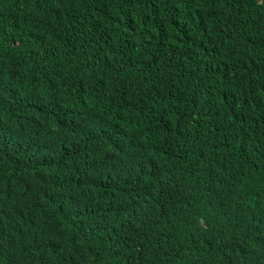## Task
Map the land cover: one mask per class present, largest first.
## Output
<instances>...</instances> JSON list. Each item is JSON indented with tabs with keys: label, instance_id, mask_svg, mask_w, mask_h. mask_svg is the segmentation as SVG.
<instances>
[{
	"label": "trees",
	"instance_id": "obj_1",
	"mask_svg": "<svg viewBox=\"0 0 264 264\" xmlns=\"http://www.w3.org/2000/svg\"><path fill=\"white\" fill-rule=\"evenodd\" d=\"M0 264H264V0H0Z\"/></svg>",
	"mask_w": 264,
	"mask_h": 264
}]
</instances>
